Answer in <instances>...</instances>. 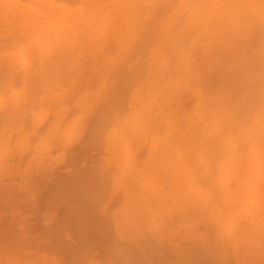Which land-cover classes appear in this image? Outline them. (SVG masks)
I'll return each mask as SVG.
<instances>
[{
    "label": "bare ground",
    "instance_id": "6f19581e",
    "mask_svg": "<svg viewBox=\"0 0 264 264\" xmlns=\"http://www.w3.org/2000/svg\"><path fill=\"white\" fill-rule=\"evenodd\" d=\"M80 68H83L84 71ZM84 68H89L91 71L85 70ZM5 69L6 73H4ZM78 69L82 76L85 74L84 77L87 76L86 74L88 71L89 73L94 71L97 72V74L95 72L94 74L91 73L89 78L95 75L96 79H98V76L99 78L108 77L110 80L113 74V77L116 75L113 80L121 86V90H118V95L120 96L118 97L119 99H117L119 101L117 100V102L115 101L116 98L115 100L113 98V100L117 102V107L114 106V103L112 104L110 102L109 103L113 106L109 103V106H104L106 109H108L107 107H109V109L115 107L113 112L114 115L111 112L112 110L109 111L104 109L103 115H100L101 110L99 114L96 113L98 115H95L96 117H100H97V119L94 116V119L92 118L93 121L89 124L90 127H88L87 124V129L85 128V130L90 131L89 133L92 131L95 136L91 133L90 139L92 140L94 138L92 143L95 146L97 143L101 144H98L99 146L96 147H100L101 151L104 149H102L104 142L108 143L107 149L111 153L109 162L113 164L116 162L118 153L122 156V160H120L126 162L130 150H134L136 153H139L140 156L143 154L145 157L146 151L144 150L148 148L149 153L142 160L143 162L141 164L139 163V160L143 158L141 156L142 158H139L138 162L134 164H136V166L141 165V168H143L142 172L145 175L148 174L150 177H153V179L155 176H159L162 173L166 175L167 179L162 177L165 179L166 186L167 183H169L168 177L170 176V187L178 185L177 187L182 190V192L179 191L180 193H177L180 189H176L173 186L174 188L171 190L169 186H165V189L168 188L170 190V192L167 190L169 195L166 194V197H164V194L159 196V193L164 191H158L159 193L157 194L159 197L157 196V200L158 198L160 200L161 197L163 199L168 197L170 202L179 201V205L177 206L180 207V202H187V198L190 199L191 202L188 203L189 205H193L192 202L197 203L195 204L196 206L198 205L197 207L193 205L194 209L198 207L202 209L204 207L203 203H205L206 206L211 200V204L209 203L212 205L211 208L208 209L207 206L209 214L204 207L205 211L203 208L201 212L205 215L203 213H201V215L206 216L208 214L207 217L216 219L219 228L229 229L232 225L236 224L238 219L241 220V215H243V213V216H245V212L249 210L247 208H250V201L252 202L254 199L253 197L257 196L258 198H256L259 202H261V199H264V186H262L264 183H261L264 181V170H260L261 167L259 168L258 166L259 171H257V168L255 171L254 168L250 166L255 160H259V156L260 159L264 158V152H262V154L259 152L258 155L256 152V149L260 145L256 147L257 145L252 142L259 133L260 135H264V0H0V72L3 71L2 73L6 76L8 73V77L1 73L0 83H4H1V85H5V80H9L10 73L12 78H18L17 81L20 82L14 84V86L25 85L27 90L25 86L20 88L26 90L24 92L27 96L24 95V89L22 90V94L27 98H32L30 95L38 93L36 87L39 84V89L44 87V83H47L48 87L51 88L53 86L52 88L54 90L58 89L60 91L59 87H61L63 83L67 84V78L73 80L75 75L78 76V72H76L79 71ZM113 71L116 73H113ZM77 76H75V78ZM78 77V80L74 78V81L71 80V83L68 82V85H71L70 89L74 87L72 83L74 85L76 84L75 86L79 88L77 85L82 83L80 79L83 77L80 76V79ZM93 77L88 79L92 84H97L99 80H102L98 79L96 82L95 77ZM106 78L104 79L108 81ZM104 79L101 83L105 84L103 88L109 85L107 82H104ZM29 80L32 83L29 82ZM14 81L16 80L14 79ZM14 81L10 82V84L14 83ZM21 81L26 82L25 84H21ZM59 81H63L61 82L62 84L60 83L61 85L58 86L54 84V82L57 83ZM75 81L80 82L76 83ZM89 81H84L86 83L83 82L82 84L87 85H81L79 88L81 89L82 87L85 89L89 86V89L88 87L86 88L88 89V94H84L77 98V100L74 99L71 101H75L73 105H70V99L68 100L70 102L68 105L71 106V110H75L82 106V104L91 103L95 94H92L93 91L91 90V87L94 85ZM115 82L113 81V83ZM26 83L28 85H26ZM33 83L35 84L34 87L32 85ZM29 84L32 89L28 88L30 87ZM55 85L57 87H55ZM45 88H47L46 84L44 89ZM63 88H65V86ZM77 88L75 90H69L70 93L72 91V99L83 91V89L78 91ZM15 89L18 90L19 87L15 86ZM0 90L1 95L4 89ZM9 90V94L8 90L2 93V95L5 93L4 100L8 101L9 99L10 104H12V100H17L18 102L20 99L21 101L23 100L22 98L24 97L20 94L21 89L20 91L18 90L19 92L12 91L15 95L12 94L11 89ZM31 90L34 91L33 94V91L30 92ZM89 90L92 91L91 94ZM41 91H43V88ZM67 91L68 89L65 90V92ZM73 91L76 92L74 93ZM183 91L184 93L185 91L189 93L187 95L190 97L184 98V95L182 96ZM40 92L38 94H40ZM83 92L86 93V91ZM100 92L102 93V90L98 93ZM70 93L67 92L66 94ZM51 94L50 96L47 95L49 101L42 98L39 102L42 104L44 99L43 102L47 105L45 103L46 101L49 104L50 99L55 95H60L59 92L57 93L58 95L53 93L52 95L54 96H51ZM61 94V97L66 95L63 93ZM8 95H10L9 98ZM16 96H19L17 98L20 99H16ZM121 96H123V98H121ZM124 96H128V99L131 97V103L133 101L135 103V105H132L134 108L131 107V110L129 109L128 112L125 110L127 100L126 103L122 102L124 101ZM34 97V101L33 99H26L27 105L25 104L26 106L23 107L25 108L22 113L24 116L23 118L27 117V113L30 114L29 111L26 112L25 110H30L29 107L34 106L35 103L40 100L37 99V95ZM61 97L59 99H61ZM63 98L65 97H62V99ZM182 98L184 99L182 100ZM1 99L2 98H0V106L3 105L1 104L3 99ZM121 99L122 101H120ZM56 100L59 102L57 97ZM64 100L62 104H64ZM107 100L108 99H106V102ZM52 102L54 101H51V103ZM121 102L123 104L125 103V107ZM4 103L7 102L4 101ZM37 104L38 103H36V105ZM44 106H41L43 110H41L36 117L33 116L32 120L35 119L32 122L38 121V118H42L43 115L44 117L49 115V109H44ZM69 106H67L69 113L66 111L68 109L65 110L66 115H71ZM8 107L10 108V106ZM38 107H40V105H38L37 108ZM56 109L57 106L55 110H53V112L56 111L57 113L54 112L52 118L56 116L55 118L59 119L65 115L63 113L65 111ZM88 110H90V108ZM9 111L8 116H13L14 118L15 114L11 115L12 112ZM20 111H18V113ZM30 111L31 115H33L34 110ZM47 111H49L48 114H46ZM76 111H78V109H76ZM120 111L124 113L122 120L118 122V119H116L117 115L115 114L120 115ZM88 113L85 114L88 115ZM31 115L30 117H32ZM11 118L12 117H10V119ZM63 118L65 117L63 116ZM82 118L81 120L78 117L71 119L68 123L70 128L63 129V133H61V129H58L55 125V119L53 126L49 127V132L47 131L48 135L46 134L44 140L50 138L48 141H52V143L57 141L63 143V139L62 141L60 140L63 136L65 144L62 146V144L57 142L55 146L57 145L59 147L60 144L62 146H60V150L66 151V145L69 139L73 138V135L70 134H74L73 130L74 132H78L76 125L79 126L81 121H84L82 124L86 123ZM44 119L45 118H43L42 121H47V119ZM3 120H5V118ZM64 120L65 119L60 123L58 120L57 125L60 124V126H62L66 122V120ZM76 121L79 124H77ZM113 121H115L116 124H114L115 122ZM180 121L182 122L180 123ZM92 122H94V125ZM0 125L4 126V123L1 122ZM34 125H36V123H33L32 126ZM9 126L12 125H6L4 127L8 128ZM7 128H3V130L0 131L1 139L4 137H2V135H5L10 128V130H13L12 127ZM89 128H91V130H89ZM4 131L6 132L3 134ZM15 132L14 130V133ZM94 132H98L96 133L97 136ZM79 136L75 134L72 139L73 141L70 140L74 142L75 137L77 138ZM99 137H103L105 141ZM79 139H81V137H79ZM90 139L88 142L90 141L91 143ZM16 141L15 143L17 144L19 140L17 139ZM5 142L6 141H4V145ZM9 142L7 141V143ZM52 143L50 142V145ZM18 144L21 145V142ZM112 145L115 148H112ZM52 146L54 148V145H51V147ZM6 147H8L7 144L3 146V144L0 143V153L4 148L6 149ZM109 148H111L110 150H114L110 151ZM240 148L245 149V151L247 150L246 160L241 156V158L244 159L239 160V158L237 159L239 161H236L237 163L233 161V164H231L227 159L232 156L235 150ZM5 149L4 151L7 150ZM107 149L105 148L104 150L106 151ZM158 149H160L159 154L157 153ZM250 159H254V161H252L253 163L250 162ZM261 160L264 161V159ZM260 162H258L262 164L260 166H264V162ZM109 164L108 168L110 167ZM134 164L133 166H135ZM201 165H203L204 168ZM136 166L135 168L137 169ZM198 166L202 169L199 170ZM176 167L178 169H176ZM217 167L218 172L216 170ZM135 168L133 167L132 169ZM179 168H182L180 171L181 174L177 175L179 173V171H177ZM109 169H111V167ZM126 170L127 168L125 171ZM125 171L122 172L121 170V174L118 173L117 176L119 174V176H121ZM235 174L241 175L242 177V185L239 184L241 188L239 189V185L237 186L236 183L233 184V181L232 185L228 186L231 187L236 185L235 187L237 188L234 186L231 187L234 189V192H225V190H223L224 187L226 188L225 185L224 187H220V192H225L223 195L225 200L231 202L229 206L222 207L223 209H221L222 203H217L221 197V195L218 196L220 192L212 187L219 183H223L225 178L234 177ZM136 175H138V173ZM142 175L140 174L141 178L145 179V175H143L144 177ZM117 176L116 179H123L122 176L121 178ZM134 176L133 174L132 178ZM174 176L176 177L175 180L172 179ZM160 177L161 176L158 177V183L161 185L164 179H162L163 182H160ZM130 178L129 176V179L126 178V180L123 181L117 180L123 183L130 180ZM222 180L224 181L222 182ZM138 181L136 183H138ZM146 181L147 180L144 182ZM150 181L146 183L149 182L152 185V181L154 180ZM200 181L205 182V184L203 185ZM240 181L241 180L237 182L239 183ZM252 181H254V183ZM251 183L252 186L250 185ZM138 184L141 185L140 182ZM151 185L149 184L148 186L147 184L149 188ZM157 185L154 186L153 184L151 191L148 189L147 192L154 193L155 191L152 192V188ZM164 185L165 183L162 184V190H164ZM131 186L133 187V184ZM132 187L128 189L133 191L136 185ZM136 188H138V186ZM211 188L214 191L216 190L215 193H218L217 197L219 198L217 199V197L215 198V196L212 195L211 197L214 199L211 198L209 201H206L211 193ZM139 189L140 188L135 191H139L140 194L143 187L140 189L141 191ZM124 191L127 192L126 189H124ZM131 192L129 191V193ZM129 193L127 192L124 194L127 197ZM132 193H134V191ZM132 193L130 197H137L136 194L132 195ZM221 194L223 193L221 192ZM154 198L151 200L154 201ZM184 198L185 200H183ZM129 199L131 200V198L127 197L128 201L126 200V203H129ZM258 200H256L257 203ZM162 201L165 202L164 200ZM168 202L165 204L166 206L164 205L165 207L169 206L167 204L170 202ZM155 203L158 204L159 202L156 201ZM163 204L164 203L161 205L160 203L158 205L159 207H163ZM129 205L126 204L127 207ZM189 205V208L186 207L187 210L190 209L191 205ZM165 207L163 208L165 209ZM218 207H220L221 210ZM152 208L155 209L156 206L153 205ZM170 208L172 209V206ZM177 209L175 208V211ZM187 210L184 208L182 211L180 207L179 212L181 214L178 212L179 216H183V214L188 215V211L191 210ZM181 211H186L188 213L185 214V212L182 213ZM195 211L196 210H194V213L191 212L192 216L200 215V213L197 214L198 211H196L197 213ZM139 212L142 213V211ZM146 212L149 211H145L144 214ZM174 213H177V211ZM150 214L152 215V213L146 214L148 215L147 219H149ZM158 217L157 219L159 220L160 217ZM191 217L189 216V219L185 218L187 219L186 223H189L188 220L190 221ZM193 217L196 219L199 216ZM147 219L146 222L148 221ZM150 219H152L151 222H154V218L150 217ZM172 219L173 218H171V220ZM195 219L193 220L194 224L199 221V219L197 221ZM202 219L201 217V222ZM247 220H249V218ZM247 220L245 221L246 225L244 224L246 226L245 230L247 227H254V225L248 226L250 220ZM160 221L162 220L160 219ZM179 222L180 218L179 221H176L174 224L176 225L177 223L179 226ZM213 222L215 223V221H212V223ZM154 223H151V225ZM160 223L162 224V222ZM212 223H208V225H206L207 228H210ZM175 225L172 227L174 230H176ZM156 226H158V223ZM174 230L171 231L174 232ZM211 230L214 231V228H211L209 231ZM171 231H167L168 234L172 233ZM213 231L208 232L209 236L213 234ZM250 231H252V229L249 230V233ZM245 232L242 238L246 234ZM217 237L215 239H218L220 236ZM211 238L213 237L211 236Z\"/></svg>",
    "mask_w": 264,
    "mask_h": 264
},
{
    "label": "rangeland",
    "instance_id": "374dc122",
    "mask_svg": "<svg viewBox=\"0 0 264 264\" xmlns=\"http://www.w3.org/2000/svg\"><path fill=\"white\" fill-rule=\"evenodd\" d=\"M80 69L83 70V68H80ZM82 70L81 72L83 74L84 70L83 71ZM85 70L91 71V69L89 68L88 69L86 68ZM2 72L3 71L0 72V77L2 76L1 75ZM76 72H78L79 77L77 75L75 76H77L79 79L81 77L84 78V79L81 78L83 81L80 79L82 83L84 81L88 82L89 81L88 79H91L93 77L92 75L91 78H89V75L91 73L94 74L95 72L97 74L96 71L90 72V73L89 71L88 73L85 72L87 73L86 77H88L86 78L84 77L85 74L83 76L81 75L80 70ZM4 73H6V69ZM113 73H116V72L113 71ZM63 74L66 75L65 73ZM113 76L110 77L112 78L110 80L108 79V77L106 78V77L100 76L102 78H99L97 76L98 79H102V80L104 78L108 79V81L104 79L105 80L104 82H107L109 85H106L103 88V85L105 84L104 83L101 84L102 80H99L98 81L99 83H98L97 82L98 79H96L94 75L97 84L96 83L92 84L89 81L92 85H94L93 87H91L92 85L89 84L91 85L90 87H91V90L93 91L92 92L91 90H89V93L91 94L92 92V94H95L96 97L92 95L94 100L92 99L91 103H85V105L82 104V106H80L81 108L80 107L76 108L78 109V111H76V109L71 110V106H69L68 104L74 99L77 100V98H79L80 96L84 94H88L87 91L89 89V86H87L88 89H86L87 87L86 88L84 87L87 84L84 85L82 83L81 84L79 83L80 85L79 84L77 85L79 88L81 85H84L83 87L85 88L83 89L81 87V89H79L75 86L76 84L74 85L72 83V86L76 87L78 91L82 89L83 91H86V93L83 91H82L83 93L78 92L79 95L73 97L72 99L71 97L72 91L70 93L69 90L71 89L75 90L76 88L72 87L70 89L71 85H68V82L71 83L72 81H74V78L73 80L67 78L68 81L63 79L67 81V84L63 83L64 85L61 83L63 81L61 82L59 81L57 83L54 82V84H57L58 86L61 84L63 85L59 87L60 91L58 89H55L56 92L52 88L53 86L50 85L52 86L51 88L54 90V92L50 87H48L47 83H44L43 85L45 87V84H46L47 88L45 89L44 87L40 88L41 90L43 88V91H45L43 92L39 89L40 84L37 85L36 83L38 88L36 86L35 87L38 90V93L41 91L40 94L38 93L36 94L34 93L33 90H31L30 92L33 91L32 94L33 93L34 94L30 95L32 98L30 97L28 98L33 99L34 101V98H35L34 96L37 95L38 97L37 99H40V100H38L37 102L35 101L36 103H38L37 105L35 102H33L35 103L34 106H31L33 105L32 103H30L31 105L29 104L31 106L29 107L30 110H34V112L33 111L32 112L35 115L33 113H32L33 115H31L30 110H25L26 112L27 111L30 112V114L27 113L29 115L26 114L27 116L26 118H23L24 116L22 113L24 111L23 109H25L23 107L27 105L28 98L26 97L27 95L24 92L27 90V88L25 85L24 86L26 90L20 87H24L21 84L22 83L25 84V82L28 80H26L25 82L21 81V84H20L21 86L15 85L16 87H19L18 89L19 91L21 89L20 94H22V90L24 89L23 92L25 93L24 95L26 96H24L23 94L22 95L24 98L25 97L26 98L24 100V98L21 97L23 100L21 101L20 98L19 100L17 98L20 96L19 94V96H16V99H18L19 102L20 101L21 102L19 103L17 100H14V101L12 100V102L11 101L10 102L13 105L9 103V99L8 101L3 99L5 93L3 95L2 93L5 92V90H8V94H9L10 93L9 89H11V92L12 91L19 92L17 89H15V86H14V84L20 83L17 81L18 78H14V77L12 78V76L9 73L10 78L9 80H5L6 81L5 85H1L2 82L0 83V89H4L2 90L3 92L0 95V98L3 99V102L1 101V104L3 105L0 106V124L2 122L4 123V126L12 125L9 127H12L13 129V130H10L11 129L10 128L8 132L4 131L3 134L5 132L7 134L5 133V135H2V137L4 136L2 139H1V133H0V139H1L0 143L3 144V146H5L6 144L8 145V147H6L7 150L4 148L6 151H4L3 149L4 153L2 154L3 151L0 153V239H1L0 240V264H264V208H262L264 207V201H262L264 199L260 200L262 202L261 203L257 199L258 198L257 196L253 197L254 199L252 198L253 199L252 202L250 201V208H247L249 209L247 210L248 213L246 211L245 216H243L244 215L243 213V215H241L242 216L241 220L238 219L236 224L232 225L229 229H224L222 227L219 228L218 227L219 225H217L216 219H211L210 217H207L209 214L208 209L211 208L212 206L210 205L211 204L210 199L212 198L211 196L214 195L216 198L218 195V193L216 194L215 191L219 190L220 192V187H224L225 185L226 188L225 187L224 189L222 188L223 190H225V192L226 191L234 192V189L231 188L234 185L231 187L228 185H232V181H233V184L236 183L237 186L239 184L242 185L241 175L235 174V176L232 178L229 177L227 179L225 178L224 179L225 181L222 180V182L224 181L223 183H219L218 185L213 186V187L211 186L212 188L216 190L214 191L212 188L210 190L211 193L208 197V200H206V201L210 200L209 201L210 204L207 203L208 205L205 206V203H203L206 209L208 206V209H207L208 214L206 213L207 214L206 216L201 215V213H203L201 212V210L204 208L203 206H202L203 207L202 209L199 207L196 208L198 205L196 206L195 204L197 203L192 202V204L196 206L195 207L196 209H194L193 205L190 204L191 205L190 206L188 204L191 202H190V199H187V198H186L187 202L185 203L183 201H182L183 203L180 202V204L182 205V206L180 205L182 211L184 208L185 210H187L186 207H188L189 205L190 209L188 210H191V211L187 210L189 214H191V212L194 213V210L198 211V213L195 211L197 214L200 213V215H193L197 217L199 216L198 218L195 219L192 216V214L187 215L186 213L188 212L186 211H184L186 215L183 214V216L182 215L179 216L180 207L177 206L179 205L178 204L179 201L170 202L168 200V197L165 199L161 197L160 200L159 198L157 200V196H158L157 193H159L158 191H164L162 193H159V196H162L164 194V197H166V194L169 195L167 191L169 189L168 188L165 189L167 186H169L171 190L174 187L176 189H180L178 191L176 190L177 193L182 192V190L181 188L177 187L178 185L177 186L173 185L174 187L173 186L170 187V184H169L170 183L169 180L171 178L170 176L168 177L169 183H167V186H166L165 179H167V176L164 175L163 173L160 174L159 175L161 176L159 178L160 182L162 181V179H164L162 177H165L164 182L162 181L163 183H161L160 185L158 183L159 176H155L153 179V177H150L148 174L145 175L142 172L143 168H141V165L136 166V164H134L138 162L139 158H142V157L143 158L139 160V163L141 164L143 162L142 160L149 153L148 148L144 150L146 151L145 157L143 156V154H141L142 156L141 157L139 153H136L133 149H132L133 151L130 150L129 157H128V160H126V162L121 161L122 156L118 153V156H116L117 157L116 162H114V164L109 162L111 153L107 149L108 148L107 142H104V144L102 145L103 147L101 146L102 149L106 148L107 149L106 151L104 149L103 151H101L100 147L96 148L97 146L101 144L95 143L96 144L95 146L92 143V140L94 138L92 140L90 139L91 138L90 134L92 133V131L91 133H89L90 131L85 130V128L87 127V124H88V127H90L89 124H91V121H93L92 118L94 119V116L98 115L101 110H102L101 111L102 114L100 112V115H103V109L109 110V111L112 110L111 112L114 115L113 113L115 110L114 108L117 107L116 104L119 101L118 97L120 96L118 95V90H121V86L117 82H115V80H113L116 77V75L115 77ZM6 77H8V73ZM77 77L75 79H77ZM14 79L17 82L14 81ZM13 81L14 83L10 84V82H13ZM113 81L115 83H113ZM29 82L31 81L29 80ZM75 82L78 83L77 81ZM116 83L117 85L115 86ZM26 85L28 84L26 83ZM32 85L34 87L35 84L33 83ZM64 86L65 88H63ZM55 87L57 86L55 85ZM28 88L32 89L31 85ZM67 89H68L67 92L70 94H66L67 92H65V90ZM100 89L102 90V93L101 92L98 93L99 91H101ZM13 92L12 94H14ZM58 92L60 93V95L57 94ZM51 93L52 94L55 93L58 96L56 95L54 96ZM61 93L66 94L65 96H62L65 98L62 99ZM50 94L51 96H54V97L50 99V102L48 104L47 101H49V99L47 98H49L48 96H50ZM187 94L189 93H187L186 91L185 93L184 91L182 92V96L184 95L183 96L184 98L190 97ZM9 96L10 95H8V98ZM66 96H69V97H66ZM56 97L59 102H57ZM60 97L61 99H59ZM124 97H125L124 101H122V99L120 101L126 103V100H127L126 107L124 105L125 103L124 104L122 102L121 103L124 105L125 110H127L126 112H128L131 107L134 108L132 105H135V103L134 101L131 103V100H132L131 97H129V99L127 98L128 96L127 97L124 96ZM42 98L47 99L45 103L48 106L44 104L43 102L44 99L42 101L43 105L41 104V102H39L42 100ZM113 98L114 100L116 98L115 101L117 100L118 101L115 102ZM121 98H123V96H121ZM184 98H182V100ZM69 99H70V102L68 101ZM106 99H108L107 102H106ZM63 100H64V104H62ZM4 101L7 103H4ZM51 101H54V102L56 101V102L51 103ZM60 101H61V105H60ZM74 102H71L70 105H73ZM109 102L112 104L114 103L115 107H113V109L112 108L109 109V107H107L108 109L105 108L106 105L109 106L110 104ZM7 105L10 106V108ZM38 105H40V107L37 108ZM41 106H44V109H47V108L49 109L50 112L47 111L46 113L48 114L49 112V115L45 117L43 115L42 118H38V121L32 122L35 119L34 118L32 120L33 116L36 117V115H38L39 112L43 110L41 109ZM56 106H57V109L59 110L62 109L63 111L68 109L67 106H69L70 113L71 115H74V116H71L70 114L66 115V111L67 113H69V109H68L65 112L61 111L66 115V116L63 115L65 118H63V116L60 117L59 119L55 118L56 116L52 118L53 113L56 112V111L53 112ZM89 108L90 110H88ZM87 110L89 111V113ZM8 111L12 112L11 115L15 114L16 116L14 115V118L13 116H10L12 117L10 119V117L8 116L9 114ZM18 111L20 112L18 113ZM15 112H17L18 115ZM85 113H88V115H86ZM123 113L120 111V115L115 114L117 115L116 119H118V122L122 120ZM30 115L32 117H30ZM113 115H110V116H113ZM81 116L84 118H82ZM76 117L80 118V120L81 118L82 120L84 119L86 123L82 124L84 121H81V123L79 124L77 122L78 120L76 119L77 124H79V126L76 125L77 126L76 129L78 132L75 131L76 132L75 133L73 130L74 134H70V135H73V138L75 134L76 136L80 135L79 137H81V139H79V137L77 138L75 137L74 139L75 141L72 142L73 138L72 139L70 138L72 141L69 139V142L66 145V148H67L66 151L60 150L61 147L65 144L63 136H62L63 138L61 137L60 139L61 141L63 139L62 141L63 143H60L57 141L58 143L62 144V146L59 144V147L57 145L55 146V143L57 142L52 143V141H48L50 140V138H47L44 140L46 134L49 132V127L53 126V122H55V119H56L55 125L58 127V129H61V133H63L64 132L63 129L65 130L66 128L69 127L68 123L70 122V120ZM97 117H100V116H97ZM97 117L95 116V118ZM4 118L5 120H3ZM43 118L47 119V121H42ZM62 118L65 119L66 122L62 126H60V124L57 125L58 123L57 121L59 120V123L62 122L63 120ZM181 122L182 121H180V123ZM33 123H36V125H34L35 127L32 126ZM92 124L94 125V122H92ZM114 124H116V122ZM4 126L0 125L1 127L0 131H2L3 128H7ZM91 128H89V130H91ZM14 130L18 132L14 133ZM11 138L13 139V141ZM88 138L91 140V143L90 141L88 142L89 140ZM17 139L21 142V145L18 144L20 143L19 141L17 143L18 145L15 143ZM100 139L105 141L103 137H101ZM4 141H6L5 145H4ZM7 141L8 142L10 141V142L7 143ZM262 141H264V135L262 134L260 135V133L259 135H256V137L252 141L254 144L257 145V146L255 145L256 147L260 145L256 149L257 155L259 152H261L260 154L264 152V144H262L264 142ZM50 142L52 143L51 145H54V148L53 146L51 147ZM14 143H15V146H14ZM113 145H116V144H113ZM113 145H112V148H115L113 147ZM110 149L111 148H109V150ZM159 151L160 149H158L157 151L158 154H159ZM246 151L243 148L237 149L233 152L234 155L232 154V156L228 158L227 160L230 161L231 164H233V161L237 163L236 161H239L244 158H245L244 160H246L247 153H248ZM241 156L244 158H241ZM261 159H264V158H261ZM261 159L259 156L260 161H262ZM257 160L254 161V159H250L251 163H253L252 161H254L253 164L255 166L253 164H252L253 166L251 164L250 166L254 168L255 171H256V168H257V171H259L258 166L259 168L260 167L264 168V166H260L262 164H259L258 162L260 161L259 160L257 161ZM119 161L123 163L120 164L121 162ZM108 164L110 165L111 169H109L110 167L108 168ZM133 164L137 167V169L138 168L139 169L137 170L135 166H133ZM133 167L135 169H132ZM124 168L125 169L127 168V170L125 171ZM261 168L260 170H264ZM176 169L178 168L176 167ZM200 169L202 168H199V170ZM217 169L218 167L216 168V170ZM121 170L122 172L125 171V173L121 175L123 179H118V178L117 179L120 181H123V180H126V178L129 179V176H130L131 177L130 180H127V182L122 183L116 179L117 174L118 173L121 174ZM181 170L182 168H179V170H177L179 171L177 175L181 174L180 172ZM196 170L199 171L198 169ZM137 173L138 175H136ZM131 174L135 175L133 177L134 179L132 178ZM140 174L145 175V177L142 175L145 179L141 178ZM119 175L117 177L121 178V176ZM238 176L240 177V179ZM148 177L150 178L151 181L152 180L155 181V182L152 181V185L154 184L155 186L159 184L156 187L152 188L153 189L152 192L155 191L154 192L155 195L154 193L147 192L148 189H150L151 191V187H152L151 183L149 182L146 183L147 181H150ZM172 179L175 180L176 177L174 176L172 177ZM238 179L241 180L239 183L237 182L239 181ZM145 180L147 181L144 182ZM137 181L138 183L140 182L141 185L136 183ZM252 182L254 183V181ZM131 183L133 184V187L135 185L136 187L138 186V188L140 189L143 187L144 190L142 189V192H140V194L141 193L143 194L145 191L147 193L145 192L143 195L142 194L140 195L139 191H135L136 189L138 190V188L136 187L133 188L131 186L132 185ZM164 183H165L164 190H162L161 187H162V184ZM201 183L203 185L205 184V182H201ZM261 183H264V181H262ZM147 184L148 186L149 184L151 185L150 188L147 186ZM240 185L238 186L239 189L241 188ZM250 185L252 186V183ZM125 186H128V187H125ZM131 187L134 189L133 190L134 193H132L133 191L131 189L130 190L128 189ZM123 188L126 189L128 193L129 191L130 192L132 191L131 192L132 195H135V194L137 195V197L135 196L130 197L131 193L128 194L127 197L131 198V200L129 199V203L131 207L129 203H126L128 201L127 197L125 196L127 192H125ZM221 192L223 194H221ZM221 192L218 195V196L221 195V197L219 199V202L217 203L218 204L222 203L221 209H223L222 207L229 206V203L231 202H229V200H225V198L223 197L225 192L223 191ZM152 196L153 198L156 197L154 198V201L155 202L158 201L159 202L158 204L161 203L162 205V203H164L163 207H165L166 206L165 204L169 201L170 203L168 202L169 204H167L169 206L165 207V209L161 205H160L161 207H159L158 204L152 201L153 200ZM218 198L219 197H217V199ZM161 199L164 200L165 202H163ZM255 199L258 200V203L256 202ZM183 200H185V198ZM126 204H128L129 206L127 207ZM152 204L156 206L155 209L152 208L153 206ZM170 205L172 206V209L170 208L171 207ZM175 208L177 209L176 210L177 213L179 212L178 214L174 213L176 212ZM205 208L203 209L204 211H205ZM218 208L220 209V207ZM147 209H150V210H147ZM163 210H166V211H163ZM139 211H142L143 214ZM145 211H149V212H146L144 214ZM165 212L167 215L165 214ZM147 213H152L153 216L151 214L149 216L151 218H154V222L156 221L155 222L156 224L153 221L151 222L152 219H150V217L149 219H147L148 218L147 217L148 215H146ZM175 214L177 218L175 217ZM189 216L190 217L192 216L193 218L191 217L192 220L190 219V221L188 220L189 223H186L187 219H189ZM155 217L156 219L158 217L159 220L158 219L156 220ZM184 217L187 219H185ZM201 217L203 218L202 219L203 223L201 222ZM171 218L173 219L171 220ZM179 218H180V222H179L180 224L178 226L177 225L178 222L176 223V225L174 223L176 221H179ZM248 218L250 220V222L248 223L249 224L248 226L254 225V227L252 228V226H250L249 227L250 229L247 227V229L245 230V227H246L245 221ZM146 219L149 221V222L147 221L148 223L146 222ZM160 219L162 221H160ZM194 219L196 221L199 219V221L194 224V221H193ZM212 221H215V223L214 222L212 223ZM150 222L154 224L151 225ZM160 222H162V224ZM157 223H158V226H156ZM208 223L209 224L212 223L213 225L211 224L210 225L211 227L209 226L210 228H207L206 225H208ZM149 225L153 229H151ZM173 225L176 226L175 228L176 230L172 228ZM211 228H214V231L211 230L213 231V234L212 233H211L212 235L210 234L213 238H211V236H209V233H208V232H211L209 231ZM251 229L252 231H250L249 233V230ZM171 230H174V232ZM167 231H171L172 233L168 234ZM244 232L246 234L242 238V235L244 234ZM217 235L218 237L219 236L220 237L218 238ZM216 237L218 239H215Z\"/></svg>",
    "mask_w": 264,
    "mask_h": 264
}]
</instances>
